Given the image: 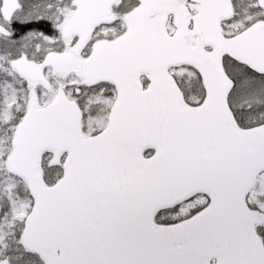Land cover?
<instances>
[{
    "label": "water",
    "instance_id": "obj_1",
    "mask_svg": "<svg viewBox=\"0 0 264 264\" xmlns=\"http://www.w3.org/2000/svg\"><path fill=\"white\" fill-rule=\"evenodd\" d=\"M115 1L75 0L76 10L62 35H78L77 43L67 53L49 54L41 64L25 58L12 64L20 75L45 85L41 69L47 64L63 73L74 66L86 83L105 79L117 88L108 134L90 139L81 137L80 112L62 90L43 109L36 108V97L30 93L28 112L7 160L9 170L26 180L34 199L25 221L24 247L46 264H126L121 258L125 251L136 254V264H203L198 262L200 253L207 254L205 262L213 256L217 264H264V250L252 229L257 214L243 203L256 173L264 169V124L246 130L236 127L225 103L232 82L219 63V53L225 50L263 72L264 23L223 39L218 20L230 16L228 0H140L127 16L126 33L115 41L98 42L83 59L79 51L95 25L112 20L109 9ZM259 3L264 7V0ZM186 5L197 11L192 31L186 29ZM18 8L17 0H2L0 11L9 20ZM169 14L177 29L172 37L165 32ZM0 33H5L1 25ZM205 44L215 52H203ZM184 63L197 67L206 88L205 102L196 108L184 104L167 73L169 66ZM142 72L150 76L146 90L138 82ZM116 130L122 134V171L129 170L133 177L131 187L122 185L119 191L118 186H106L102 163L104 155L113 161ZM149 144L155 145L156 153L143 159L141 150ZM47 148L55 157L61 149L68 151L64 177L52 187L38 172L39 155ZM197 190L211 195L209 209L172 227L151 223L157 208ZM130 201L138 204V220L126 239L114 226L122 207L108 211L101 204ZM178 242L190 256L175 261ZM204 247L213 251L202 252Z\"/></svg>",
    "mask_w": 264,
    "mask_h": 264
},
{
    "label": "rangeland",
    "instance_id": "obj_2",
    "mask_svg": "<svg viewBox=\"0 0 264 264\" xmlns=\"http://www.w3.org/2000/svg\"><path fill=\"white\" fill-rule=\"evenodd\" d=\"M19 1L21 9L15 16L16 22L25 23L32 18H46L50 25L52 23L54 26L56 34L46 36L35 31L33 33L29 32L26 35L22 34L20 38L17 36L19 44L15 46L14 42L7 41L5 45H8L6 48L8 52L4 51L0 57L3 60L5 59V61H10L13 58L24 55L28 59L36 61L47 52L64 50L69 40H63L59 37V27L74 11L73 0ZM125 2L126 9L133 7L130 4L131 1L126 0ZM235 2L238 12L236 11V17L229 24H226L227 26L224 28L227 36L239 33L254 21L264 20V13L260 9L256 8L258 11L253 13L246 11L252 3L254 6H257L255 0H236ZM166 28L170 33L173 32L170 22L167 23ZM113 33L116 35L113 28H100L95 31L82 55L86 56L96 41L114 37ZM12 47H14L13 50H10ZM223 69L227 76L233 77L236 80L228 102L230 107L233 108L232 110L236 112L237 118L241 120V124L245 126L247 124L264 122V76L260 77L245 68V66L232 62V60H225ZM0 73L2 74L0 76L3 77V79L0 78V205L2 208L0 214V261L6 259L8 264H30L27 260V257H29L27 255L30 254L21 247L19 236L23 221L31 209L32 198L27 187L25 188L27 196L23 191L21 194L23 188L17 180L19 177L16 179V176L11 174L5 165V155L10 149L9 147H11L15 125L22 117V110L25 107L26 100L24 97H27V92L25 94V85L20 79L16 78L14 71L8 64L1 69ZM170 73L178 79L179 86L185 95L187 103L191 105L200 104L204 93L200 80H198L196 75H193L192 71L185 68L173 69ZM45 75L53 82L51 90L40 89L38 88V84H31L29 82H27L26 86L27 90L32 88L36 91L39 106H43L52 100L56 89L62 87L70 99L79 101L85 113L82 122V133L84 136H89L104 126L105 111H102L105 104L108 113L112 95L109 96L107 92L104 96V94H101L103 93L101 89H99L95 92V96L93 92L85 93L86 96L88 94L92 96H89L90 100H88L89 98L85 95L82 96L80 93H77L83 85L79 77L75 75L63 76L51 69H47ZM246 119H249L251 123H248ZM49 160L50 157H42L40 167L42 178L48 185L52 184L61 175L58 169H53L49 166ZM20 180L25 183L23 179L20 178ZM247 202L251 207L263 214V220L258 226V230L264 234V173L256 178L253 188L247 195ZM207 204L208 199L206 197L197 195L190 201L178 206L175 212L162 214L160 220L173 222L185 219L203 209ZM25 256H27L26 259Z\"/></svg>",
    "mask_w": 264,
    "mask_h": 264
},
{
    "label": "flooded vegetation",
    "instance_id": "obj_3",
    "mask_svg": "<svg viewBox=\"0 0 264 264\" xmlns=\"http://www.w3.org/2000/svg\"><path fill=\"white\" fill-rule=\"evenodd\" d=\"M126 0H118L117 2H116V4L113 6V8H115V9H118V13H120V14H122V15H126L127 14V11L129 12L132 8H136L137 7V3H138V0H128V1H131V5H133V7H129L128 9H126V2H125ZM236 0H229V3H230V5H231V8H232V16L230 17V19H227V20H225V19H221L220 20V25H221V29H223L224 28V26L226 27L227 25L226 24H229V22L230 21H232L233 19H234V17H236V11L238 12V9H237V5H236V2H235ZM255 1H257V0H255ZM125 4V5H124ZM252 5V6H251ZM250 6H249V8H248V10H246L247 12H255V11H258L259 10V8H257L256 6H254V4L252 3ZM258 10H257V9ZM253 10V11H252ZM242 11V10H241ZM187 13H188V28L189 29H191L192 28V25H193V18H192V16H193V14H194V11H192V10H190V9H187ZM115 23H119V21H118V19L117 20H115V22L113 23L114 25H115ZM114 25H113V27H114ZM105 85H106V83H105ZM107 85H109L110 87V94H115V90L113 89V87H112V85H110V84H107ZM106 108H107V106H105ZM106 108H104V110L102 111V112H104L105 111V116H104V126H102L101 127V130L106 126V124H107V116H108V114H107V109ZM106 109V110H105ZM63 158V155H61V159Z\"/></svg>",
    "mask_w": 264,
    "mask_h": 264
},
{
    "label": "trees",
    "instance_id": "obj_4",
    "mask_svg": "<svg viewBox=\"0 0 264 264\" xmlns=\"http://www.w3.org/2000/svg\"><path fill=\"white\" fill-rule=\"evenodd\" d=\"M51 25H52V23H51ZM51 25L46 19L29 21V22H26V23L18 26V28L16 30L17 31L16 35H22V34L26 35L30 31H33V30L41 31V32L49 34V35H55L56 34L55 28L53 25L52 26ZM0 62L2 63V59L0 60ZM33 257L28 258V261L30 264L36 263V262H34Z\"/></svg>",
    "mask_w": 264,
    "mask_h": 264
},
{
    "label": "bare ground",
    "instance_id": "obj_5",
    "mask_svg": "<svg viewBox=\"0 0 264 264\" xmlns=\"http://www.w3.org/2000/svg\"><path fill=\"white\" fill-rule=\"evenodd\" d=\"M133 177L131 176V185H132Z\"/></svg>",
    "mask_w": 264,
    "mask_h": 264
}]
</instances>
